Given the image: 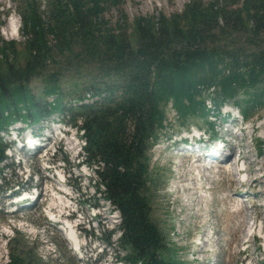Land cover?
Here are the masks:
<instances>
[{
	"label": "trees",
	"instance_id": "1",
	"mask_svg": "<svg viewBox=\"0 0 264 264\" xmlns=\"http://www.w3.org/2000/svg\"><path fill=\"white\" fill-rule=\"evenodd\" d=\"M20 2L21 47L0 41V131L52 117L74 127L95 191L119 214L121 261L183 264L152 219L150 151L172 125L168 103L180 126L195 119L211 131L207 112L223 103L243 117L262 107L264 0L240 10L230 9L236 0H190L180 14L138 16L129 27L123 12L113 23L104 16L119 0ZM7 246L5 264H41L19 232Z\"/></svg>",
	"mask_w": 264,
	"mask_h": 264
},
{
	"label": "rangeland",
	"instance_id": "2",
	"mask_svg": "<svg viewBox=\"0 0 264 264\" xmlns=\"http://www.w3.org/2000/svg\"><path fill=\"white\" fill-rule=\"evenodd\" d=\"M20 1L0 0V41L13 40L16 42L18 49L21 47L20 43L22 42L19 31L21 24L18 16ZM38 1L43 4V0ZM189 1L119 0L116 8L106 7L104 16L113 23L120 12H123L126 16L125 27H129L132 20L138 16L156 17L160 14L166 16L175 13L180 14ZM200 1L207 3L215 0ZM217 1L220 2V0ZM226 3L228 1L218 4L223 6ZM242 5L243 0H236V4L230 9L240 10ZM12 26L16 28V31L12 30ZM39 86L38 80L33 81L31 84L32 90L36 91L35 93H39ZM65 86L69 88L70 84L66 83ZM66 98L70 99V95ZM206 104V108L212 111L213 106L208 98H206ZM237 109L238 107H235L232 102H226L221 105L219 112H207V122L213 123L212 131L219 137L226 136L227 134L224 131L228 128L230 115H228V120L227 118L223 120V114L230 111L234 118L239 120L236 116ZM251 116L244 125L248 134L245 141H243V144L247 146L242 151L248 152L249 161L254 159L256 162L263 163L262 166L253 163L249 167L253 170L259 168L256 171V176H263V178L258 189L261 188L264 191V148L259 151L260 153L257 150V145L260 142L264 143V103L261 108L254 110ZM50 121L46 120L33 126H27L25 131L26 133L30 131L38 134L42 127L49 126L48 133L52 134V128L56 131L54 126L55 123L59 122V117H53ZM166 122L172 125H166L168 128L167 133L159 138L150 151L149 176L151 183L149 188L152 194V219L162 230L169 246L175 250L179 262L183 264L262 263L264 261V250L262 249V247L264 248V229L260 230L263 239L256 237V235L260 232L258 230L264 226V220L259 218L253 239L248 238L245 240L242 232H244V227L245 233L247 232L250 222L247 220L244 222V217L246 215L251 216L254 211L248 208L250 206H243L244 210L241 209L237 212L232 203V200L235 199V192L238 190L245 191V189L248 195H252L250 200L253 204L258 205L264 202V200L256 197L258 189H253L252 194H250L247 185L239 186L238 183L232 182L231 180L235 177L228 176L221 169L218 175L213 174L212 184H208L203 178L199 181L204 187V191H195L193 194L191 191L187 194L183 192L177 194L176 186H181V182L178 180L179 175L183 174V178L188 179L189 182L194 179L197 183L198 178L194 172L189 170L188 160L177 155L175 150L172 151L170 145L184 135V130L192 131L194 127H205L203 123H199L195 119L189 120L185 125L180 126L181 121L176 118V113L169 103L166 109ZM66 126H68L66 128L69 129V132L64 136V140L59 142L60 135L57 137L52 136L53 149H50L48 155L45 156L42 153L33 156L27 155L24 158L21 156V167L23 168H16V159L6 161V164L11 165L13 168L5 175V181L9 185L18 182L23 183L22 181L32 172L39 173L37 177L31 179L30 184L32 187L38 184L37 193L41 197L34 208L24 210L17 219H14L15 216L0 218V263L4 262L6 253L8 254L7 241L12 238L15 230L22 235L27 244V249H33L35 256L40 258L41 264H114V262H120L124 255V252L116 246L120 234L116 229L119 223V214L111 204L103 201L95 191L93 184L97 183V177L92 170L93 167L90 169L89 167L88 169L82 168L81 170L73 168L76 164V158L73 157L74 152L68 148L72 144H76L75 138L80 137V135L75 133L74 127ZM252 126L256 130L251 135L250 128ZM13 135V133H3L1 136L8 143L12 141ZM78 139V144L82 146L81 137ZM70 141H72V144H69ZM254 142H257L256 148L253 147ZM55 152L57 153L55 154ZM81 154L82 152L79 154V159H81ZM62 157L66 159L65 164L61 161ZM47 159L53 160L55 167H60V171L66 174L67 182L75 187L74 200L68 201L62 193L58 192L59 185L55 183L59 181L58 178L51 174L44 175V172H42L44 168L42 161ZM182 160H184L183 165L179 166L178 163ZM87 173L90 176L89 178L79 177ZM50 176H52V179H50ZM251 176L253 177V175ZM251 176L250 178H252ZM87 182L88 186H86ZM252 187L255 188L256 186ZM22 188H25V185ZM52 188L53 190H51ZM206 188H209V190L205 191ZM188 197L190 199L199 197L198 204L192 207L185 206L184 200ZM176 198L179 199V203H175ZM1 199L4 200H1V202L6 201L4 197ZM217 200H221V204H218ZM224 200L226 201L224 202ZM251 201H248V204ZM52 204H54V208L51 207ZM65 205L72 209L76 208L81 213L78 214L79 216H75L74 222H79L77 236L82 260L78 258V254L64 239L62 226L50 224L52 220L49 213L55 217H57L56 213L58 212L65 214L67 209ZM48 210L50 212L47 215ZM263 212L264 207L261 208L260 206L259 211H256L257 217H260ZM110 231H113V233L110 235V244H108L104 241V238Z\"/></svg>",
	"mask_w": 264,
	"mask_h": 264
},
{
	"label": "bare ground",
	"instance_id": "3",
	"mask_svg": "<svg viewBox=\"0 0 264 264\" xmlns=\"http://www.w3.org/2000/svg\"><path fill=\"white\" fill-rule=\"evenodd\" d=\"M12 21V20H11ZM11 25H13L12 23H11ZM13 29H15V27H13L12 26V30ZM252 129H253V126H252ZM247 132H246V130L244 129V130H239V134H237L236 135V140H237V144H238V146L241 148V149H245L246 148V146L247 145H245V144H243V141H245V139H246V137H247ZM72 141H70L69 142V144H72L71 143ZM242 143V144H241ZM74 147V144H72L71 145V147L70 148H73ZM70 148H68V149H70ZM196 149H192V151H191V153H190V155H194L195 154V151ZM240 156H241V158H242V161H243V165H246V171L250 174V176L251 175H253V177L252 178H250V180H249V183H248V186H247V188H248V190H250V194H252V191H253V189H258V187H260L261 186V183H262V178H263V176H256V171L259 169H256V168H254L255 170H253V169H250V165L251 164H253V163H255V165H260V166H262L263 165V163L262 162H256L254 159L252 160V161H249V154H248V152L247 153H245V152H243V151H240ZM184 157V156H183ZM182 157V158H183ZM202 159H201V156L200 155H197L196 156V158H195V160H194V162H196V163H198L199 161H201ZM230 160V161H229ZM228 160V162H224V163H222L221 165H220V169L219 170H217L216 172H215V174H217L218 175V172H220V170L222 169V170H224V173L225 174H227L228 176H232V177H235V175H236V170H235V168H233V164H232V161H231V159H229ZM183 162H184V160H182V162L180 161V163H179V166H182L183 165ZM208 168H209V166H208ZM208 168H206V167H204V166H200V165H197V164H194V169H196L197 170V174L199 175V177H198V182L196 183L195 181H194V179L191 181V182H189L188 181V179H185V178H183V174H181V175H179L178 176V180H179V182H181L180 184H181V186H179V185H177L176 186V188H177V194L178 193H188V192H192V194L196 191V189L197 188H199L200 186H201V183H199V181H201V179L203 178L204 179V181L205 182H207L208 184H212L213 183V179H212V177L210 176V172L208 171ZM190 170V169H189ZM231 180V179H230ZM232 182H235V183H238V181H237V179H235V178H233L232 180H231ZM252 186H256L255 188H253ZM251 187V188H250ZM206 190H209V188H206ZM247 192V191H246ZM258 195V196H257ZM257 195H256V197H258L259 199H262V200H264V191L261 189V188H259L258 190H257ZM179 201V199L178 198H176L175 199V203H179L178 202ZM185 206H189V207H192L193 205H197L198 204V202H199V197H196V198H194V199H190V197H188V198H186L185 200ZM226 200H224V202H225ZM218 204H221V200H217L216 201ZM53 205V206H52ZM51 205V207H55L54 206V204H52ZM263 206H264V204H263ZM65 207H66V205H65ZM258 209H259V206L257 207ZM261 208H262V206H261ZM259 211V210H258ZM237 212H239V211H237ZM260 213V212H259ZM22 217V216H21ZM227 217H228V215H227ZM245 219H244V222H245V220H248V219H251V221H253L254 222V224L255 223H257V220H259V218H260V220H264V212H263V214L259 217H257V218H255L254 216L253 217H251V216H245L244 217ZM20 219V218H19ZM24 220V219H23ZM23 225V224H22ZM252 227V226H251ZM27 228V227H26ZM256 228V227H255ZM27 229H29V228H27ZM261 229H264V226H262L258 231H260ZM241 230V229H240ZM240 233V232H239ZM247 233H249V235H251V230H250V232H246V233H244L243 234V232H242V236L245 238V240L246 239H248V238H246V236H247ZM64 237L68 240V241H70V242H72V243H74L75 245H76V242H77V238H76V236L74 235V233H73V231L71 230V229H67V230H65L64 231ZM204 235V234H203Z\"/></svg>",
	"mask_w": 264,
	"mask_h": 264
}]
</instances>
